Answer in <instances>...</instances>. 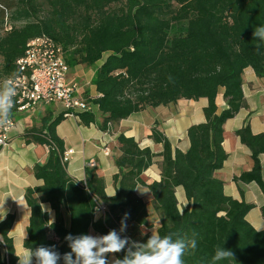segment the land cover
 Here are the masks:
<instances>
[{
  "label": "trees",
  "instance_id": "1",
  "mask_svg": "<svg viewBox=\"0 0 264 264\" xmlns=\"http://www.w3.org/2000/svg\"><path fill=\"white\" fill-rule=\"evenodd\" d=\"M260 25H264V0H0V91L3 81L18 73L16 61L25 54L27 43L46 36L62 48L70 68L93 67L102 61L91 80L96 91L91 103L97 110L79 114L83 126L95 123L99 115L100 128L106 130L146 107L207 100L205 121L186 131L185 152L173 153L156 127L149 138L162 145L160 155L141 149L133 138L117 137L114 197L106 195L104 180L93 168H85L83 181L67 173L63 141L55 130L63 115L48 113L40 128L27 129L25 141L46 146L48 154L33 168L42 184L24 192L30 215L23 248L55 245L63 256L70 251L66 235L119 231L125 214L127 228L121 235L145 242L151 235L139 231L151 228L148 203L135 193L142 186L149 190L158 216L156 234L198 233L197 249L183 257L185 264H212L217 247L230 249L235 258L219 264H264V231L255 230L245 219L253 205L226 196L223 182L215 177L227 159L223 126L245 105L243 71L251 68L264 80V45L257 52L259 41L253 36ZM219 89L224 90L227 107L217 113ZM235 134L249 149L253 165L234 182H254L264 194L260 163L264 133L252 134L246 120ZM157 156L162 158L160 181L147 183L144 172ZM177 187L188 201L182 210ZM45 204L53 221L43 210ZM102 207L104 214L97 216ZM14 220L8 214L0 222V264L18 262L9 236ZM124 255V251L113 254ZM59 264H64L62 259Z\"/></svg>",
  "mask_w": 264,
  "mask_h": 264
},
{
  "label": "crops",
  "instance_id": "2",
  "mask_svg": "<svg viewBox=\"0 0 264 264\" xmlns=\"http://www.w3.org/2000/svg\"><path fill=\"white\" fill-rule=\"evenodd\" d=\"M101 63L102 61L98 62L96 67ZM71 71H74V77L69 79L77 80L79 83L83 81L80 83L82 91L87 95L95 96V87L91 85L94 72L90 70L85 73L80 65L70 68L69 72ZM223 91L219 89L215 98L217 113L227 107L223 99ZM242 92L244 107L223 126L222 147L227 154V159L222 168L215 172V177L223 182V191L226 196L237 201L244 200L253 205L245 219L255 230L264 231V217L261 216L264 194L254 182L248 184L234 182V177L250 171L253 165L249 149L241 144L235 132L248 120L252 134L264 133V80L259 79L251 68L243 71ZM206 106V99L197 101L182 99L166 106L146 107L118 123L108 125L106 130L100 128L102 117L99 115L96 122L89 126H83L79 118L63 116L64 119L55 130L57 136L63 141L64 150L74 151L67 163V173L75 180L83 181L88 162L95 161L93 169L103 178L105 193L109 196L117 190L112 177L118 172L114 161L120 155L117 143V137L120 134L133 138L141 149L148 148L154 154L160 155L163 150L162 145L155 144L149 138L151 129L156 127L171 143L173 153L177 149L185 152L189 147L186 131L190 126L205 121L203 109ZM48 113L56 117L64 115V109L60 104L55 103L39 105L26 112H11L14 126L9 133L7 145L0 148V204L4 201L3 209H0V222L8 214L15 216L9 236L13 239L17 252L24 249L22 243L30 215L24 192L27 188L42 184V181L37 180L33 175V168L36 164L43 163L48 154L46 146L26 142L22 136L27 129L40 128ZM161 160L160 156L155 157L151 167L144 172L147 182L160 181ZM260 163L261 177L264 180V155L260 156ZM135 193L146 203L152 200L149 190L145 187L137 186ZM175 195L179 210H182L188 205L183 189L177 187ZM43 210L48 212L50 221H53V212L47 204L43 205ZM98 216H100L99 212ZM158 227L159 221L157 225H154L155 231ZM89 234L97 235L93 231Z\"/></svg>",
  "mask_w": 264,
  "mask_h": 264
},
{
  "label": "clouds",
  "instance_id": "3",
  "mask_svg": "<svg viewBox=\"0 0 264 264\" xmlns=\"http://www.w3.org/2000/svg\"><path fill=\"white\" fill-rule=\"evenodd\" d=\"M253 36L259 41L255 45L257 52H260L264 45V25L254 29ZM169 81L172 77L169 76ZM16 89L13 86L0 91V127L9 123ZM116 191L108 197H114ZM7 197V196H5ZM4 197V200H5ZM0 204V209H3ZM127 214L121 220L119 231L112 229L107 234L91 235L80 234L73 236L68 234L65 240L70 248L61 256L55 245L24 248L22 251H15L18 264H59L61 259L64 264H185L183 257L194 254L198 246V233H192L190 237L180 236L178 233L167 235H151L145 242L132 241L121 233L126 231ZM124 251L123 258L108 260V254H116ZM235 260L234 253L225 247H217L212 256V264H219L220 261Z\"/></svg>",
  "mask_w": 264,
  "mask_h": 264
},
{
  "label": "built area",
  "instance_id": "4",
  "mask_svg": "<svg viewBox=\"0 0 264 264\" xmlns=\"http://www.w3.org/2000/svg\"><path fill=\"white\" fill-rule=\"evenodd\" d=\"M18 73L3 81V91L10 85L15 87L16 96L12 112H26L39 105L58 103L64 109V117L79 118L81 113H94L97 107L91 103L95 96L86 95L76 80L69 79V66L64 51L52 39L41 36L30 40L25 54L16 61ZM14 126L10 117L7 125L0 127V148L7 145L8 136ZM73 150H65L62 161L68 163ZM87 167L94 168L90 160ZM105 208L99 210L103 215Z\"/></svg>",
  "mask_w": 264,
  "mask_h": 264
},
{
  "label": "rangeland",
  "instance_id": "5",
  "mask_svg": "<svg viewBox=\"0 0 264 264\" xmlns=\"http://www.w3.org/2000/svg\"><path fill=\"white\" fill-rule=\"evenodd\" d=\"M8 29V27H7ZM83 70L85 73H88L90 70L94 72L96 65H94L93 67H84L82 66ZM74 72V71H73ZM73 72H69V78L74 77ZM77 81V80H76ZM83 81H80V83H82ZM146 179V178H145ZM147 181V179H146ZM149 183V181L147 182ZM148 211L150 212V218H149V223L151 225L150 229L147 228H141L139 231V234H145V233H149L150 235H155L156 231L154 229V225H157V221H158V216L156 214V212H154L151 203L148 202ZM98 216V213H97ZM114 259L113 254H108V260L109 262H111Z\"/></svg>",
  "mask_w": 264,
  "mask_h": 264
}]
</instances>
